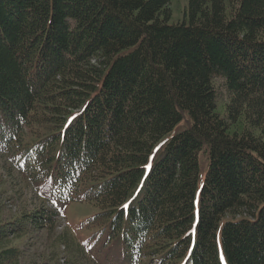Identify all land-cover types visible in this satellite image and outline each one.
Instances as JSON below:
<instances>
[{
	"label": "trees",
	"instance_id": "16d2710c",
	"mask_svg": "<svg viewBox=\"0 0 264 264\" xmlns=\"http://www.w3.org/2000/svg\"><path fill=\"white\" fill-rule=\"evenodd\" d=\"M172 2L0 0V154L129 264H264V0ZM55 216L0 222V264Z\"/></svg>",
	"mask_w": 264,
	"mask_h": 264
},
{
	"label": "rangeland",
	"instance_id": "374dc122",
	"mask_svg": "<svg viewBox=\"0 0 264 264\" xmlns=\"http://www.w3.org/2000/svg\"><path fill=\"white\" fill-rule=\"evenodd\" d=\"M187 5L188 0H173L170 5L173 10L171 21L182 20ZM215 85L220 93L218 111L223 113L229 100L228 93L222 79H216ZM184 127L186 125L182 122L176 128ZM156 154L157 151L148 166ZM200 164L202 182L208 165L204 154L200 155ZM43 199L44 196L27 175L0 154V222L21 216L23 213L29 214L48 208L43 204ZM98 211V206L88 202H67L60 209L64 216H55L52 225L34 230L33 233L11 242V245L22 251L17 264H129L121 251V242L118 239L108 243L103 242L102 238L96 247L91 244L90 238H94L95 227L86 226L85 221Z\"/></svg>",
	"mask_w": 264,
	"mask_h": 264
},
{
	"label": "bare ground",
	"instance_id": "6f19581e",
	"mask_svg": "<svg viewBox=\"0 0 264 264\" xmlns=\"http://www.w3.org/2000/svg\"><path fill=\"white\" fill-rule=\"evenodd\" d=\"M121 258V257H120Z\"/></svg>",
	"mask_w": 264,
	"mask_h": 264
}]
</instances>
